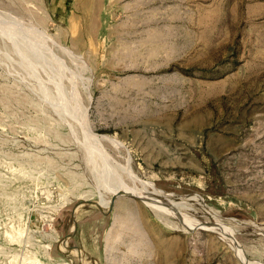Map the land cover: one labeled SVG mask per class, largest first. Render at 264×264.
Returning a JSON list of instances; mask_svg holds the SVG:
<instances>
[{
    "label": "rangeland",
    "instance_id": "374dc122",
    "mask_svg": "<svg viewBox=\"0 0 264 264\" xmlns=\"http://www.w3.org/2000/svg\"><path fill=\"white\" fill-rule=\"evenodd\" d=\"M59 262L264 264V0H0V264Z\"/></svg>",
    "mask_w": 264,
    "mask_h": 264
},
{
    "label": "crops",
    "instance_id": "0c3cea01",
    "mask_svg": "<svg viewBox=\"0 0 264 264\" xmlns=\"http://www.w3.org/2000/svg\"><path fill=\"white\" fill-rule=\"evenodd\" d=\"M75 211L76 210H73V212H74L73 224L76 226V230H77V215L75 214ZM72 230L74 231V227L73 226L69 228V232L72 231ZM74 237H76V234H74L73 232H70V233L66 232V235L63 237V240H64L63 244L65 245L66 244L65 242H67L68 240H70V239H72Z\"/></svg>",
    "mask_w": 264,
    "mask_h": 264
},
{
    "label": "water",
    "instance_id": "95a60500",
    "mask_svg": "<svg viewBox=\"0 0 264 264\" xmlns=\"http://www.w3.org/2000/svg\"><path fill=\"white\" fill-rule=\"evenodd\" d=\"M120 195H127V194H125V193H120V194H115L114 196H113V198H112V200H111V204H110V208H112V205H113V203L115 202V200H116V197L117 196H120ZM133 195V194H132ZM135 196H137V195H135ZM138 197H140V196H138ZM96 203V205H98L101 209H102V204H101V202H95Z\"/></svg>",
    "mask_w": 264,
    "mask_h": 264
},
{
    "label": "bare ground",
    "instance_id": "6f19581e",
    "mask_svg": "<svg viewBox=\"0 0 264 264\" xmlns=\"http://www.w3.org/2000/svg\"><path fill=\"white\" fill-rule=\"evenodd\" d=\"M129 190V189H128ZM125 191H127V189L125 190ZM134 191H136V190H133V192H131V193H134ZM143 191V190H142ZM146 191V190H145ZM137 192V191H136ZM135 192V193H136ZM127 193V192H126ZM129 193V192H128ZM143 193H145V192H143ZM140 194H141V191H140ZM132 195V194H131ZM146 196H148V195H146ZM150 197V199L152 198V197H154V196H152L151 195V193H150V195L148 196V197H146V198H144L145 200L146 199H148ZM154 199V198H153ZM166 199V198H165ZM151 201H153V200H151ZM158 201V200H157ZM154 202V201H153ZM108 204V202L107 203H105V204H103V205H107ZM162 204V203H161ZM157 205H159V204H157ZM165 205V204H164ZM240 253V252H239ZM242 259V258H241ZM246 261V260H245ZM246 263V262H245ZM56 264H67V263H62V262H59V263H56ZM248 264V263H247Z\"/></svg>",
    "mask_w": 264,
    "mask_h": 264
}]
</instances>
